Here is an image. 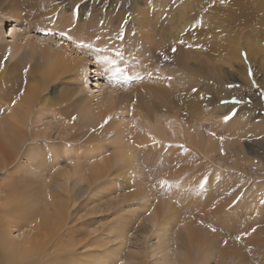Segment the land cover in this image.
<instances>
[{
	"label": "rangeland",
	"instance_id": "obj_1",
	"mask_svg": "<svg viewBox=\"0 0 264 264\" xmlns=\"http://www.w3.org/2000/svg\"><path fill=\"white\" fill-rule=\"evenodd\" d=\"M49 1L56 11L49 13L41 9L46 0H0V29L4 36L0 45V93L5 87L12 86L11 83L16 79H22L26 86L37 87L39 79L33 77L41 75L50 65L51 59L46 53L51 51L59 54L67 46L69 51H73H70L71 56L76 61L81 60V75L87 78V83L80 82L74 71L66 73L61 67L58 68L56 74L59 78L41 91L37 109L31 110L32 114L30 112L28 116V127L24 128L26 136L20 135L23 144H28V147L35 136L44 143L40 149H29L30 152L26 150V145H22V152L26 147L22 156L24 153H48L47 158L51 162V155L54 154L52 150L61 154L58 165L53 163L55 169L48 168L49 174L42 175L32 172L28 167L29 162L21 156L19 162L27 165L26 171L16 174H13V169L0 172V186H10L14 181H19L21 189L40 192L41 196L45 182H50L57 169L73 172L72 162L67 155H62L66 147L68 150L73 149L75 154L79 153L77 156L72 155L71 160L74 162L80 156L83 158L82 165L86 167L89 165L86 163L89 154L96 148H103L101 154L106 159L118 154L112 131L114 123L124 118L129 122L132 118L138 100L132 98L129 103H125L126 98L142 82L162 88L168 94L171 92V95H182L184 102L190 100L195 103L191 108L184 107L180 118L182 128L189 132L195 131L201 142L196 149L187 142L185 135L181 136L183 148L180 147L177 152L184 155L185 163L193 165L197 180L185 193L180 191L181 194L176 190L164 192L158 185V177L163 171H154L152 166L140 172V175H135V172L121 170L122 166H119L122 164H117V167L106 171L102 181L94 184H91V180L83 182L79 176L70 175L68 181L54 185L52 193L57 196V206L63 203L68 207V222L72 233L75 231L72 235L74 239L82 241L88 235L98 236V229L104 225L102 233L105 242L121 247L116 264H156L162 260L158 254L157 223L163 219L167 225V237L177 240L178 244L181 241L179 245H182L183 250L189 248L187 223L197 225L203 238H219L238 246L236 248L240 253L222 262L217 257L221 247L205 248L212 251L213 255L205 264H264V0H232L230 4L228 0L223 3L221 0ZM42 10L44 13H41ZM47 14L53 16L52 20L57 18L56 26L53 25L55 27H51ZM146 15L152 20L149 25L143 23ZM237 17L239 21L236 22L234 19ZM11 18L18 20L14 24L17 26L15 39L10 36L13 26ZM157 22L164 23L168 36L160 38L154 34L159 32ZM68 23L71 26L67 27ZM146 26L152 32L150 38L154 50H158L162 42L168 52H172L174 44L178 45L181 65L174 67L171 60L170 63L157 62L155 72H165L161 81L154 78L148 80L145 75H141L142 79L121 84L110 80L105 71L101 73L103 65L98 59L104 55V43L110 45L114 40L118 43L121 39L115 35L125 29L132 35L137 30L144 33ZM75 31H79L78 34H73ZM93 36H97L95 47L94 44L90 47L85 46L88 44L83 45V41L91 42ZM128 40L130 43L132 37ZM78 43L80 47L85 46L86 52L78 53L73 48ZM13 44L22 47L15 55L11 51ZM92 47L94 50L90 49ZM69 63L68 66L71 65ZM128 65H123L125 73L129 70ZM88 70H92L91 74ZM96 70L101 74H94ZM178 72L182 74L178 75ZM89 74L91 79L88 78ZM133 74L137 75L138 72L132 71ZM110 94H114L120 103L109 117L111 119L103 121L97 115L103 108L100 106L104 99ZM81 98H84L83 101ZM10 100L0 97V117L5 114L2 112L5 109L6 114H10L17 103L16 99ZM236 100L240 103H236ZM86 103H93L92 107L83 108ZM39 109L44 115L34 124ZM161 113L174 115L171 111ZM231 113L235 115L225 121L224 117ZM106 130L109 133L103 137L102 132ZM48 132L50 138H43L44 133ZM175 151H169V154L176 155ZM205 180L206 186L201 187ZM58 193L63 195L61 199ZM7 194L1 192L0 196L5 197ZM22 228L25 229H13L18 239L30 231L28 226L23 225ZM119 236L124 239L123 246L116 240ZM238 236L251 242L240 245L244 241L240 242L242 240H238ZM174 249L171 246L169 251ZM198 251L196 257L201 255L203 249ZM113 257L111 264L112 260L117 259ZM199 259H196L195 264L203 263Z\"/></svg>",
	"mask_w": 264,
	"mask_h": 264
},
{
	"label": "bare ground",
	"instance_id": "obj_2",
	"mask_svg": "<svg viewBox=\"0 0 264 264\" xmlns=\"http://www.w3.org/2000/svg\"><path fill=\"white\" fill-rule=\"evenodd\" d=\"M228 2L230 4L232 0H228ZM41 9H44L45 11H49V13L50 11L51 12L56 11V7L53 5V3H50L49 0H46V2L44 3L43 7H41ZM44 10H42L41 13H44ZM47 15H48L47 16L48 21L51 22L52 24L51 27L53 25L56 26L57 18L55 20L54 19L52 20L53 16L51 14H47ZM238 18L239 17H237V19L234 18L233 19L237 22ZM11 20L13 26H11L10 36L13 39H15V37L17 36V26H14V24L18 20L15 19L16 20L15 21L12 18ZM150 22H152V20H149V17L146 15V17H144L143 23H148L149 25ZM157 25L159 32L154 34L160 36V38H162L163 36H168L167 34L169 33H166L163 27L164 23L157 22ZM68 26H71V24L68 23L67 27ZM161 26L163 28H161ZM149 29H150L149 26H146L144 28V33H142L141 31L139 32L137 30V33L133 35L129 34L128 30L125 29L122 30V32H119L120 36L123 35V39L120 40L118 43L116 42V40H114V43L110 45L108 43H104L105 52L103 51L104 55L101 58L99 57L98 61L101 65H103L102 67L105 70V73L108 74L107 76L110 78V80H113L114 82H118L121 84H126L123 79L125 75L131 76L133 78L132 81L133 80L137 81L138 80L137 77H140L141 75H145V77H147L148 80L154 78L156 80L158 79L161 81V79L164 78L163 74L165 72L164 73L163 71L155 72L157 70L155 68L157 62L159 61L169 62L171 60L174 67L181 65L182 58L181 55L179 54L180 52H178L179 49L178 45L174 44L175 47L173 48L177 49L175 53L166 51L165 47H163L164 46L163 42L159 45L158 50L157 49L154 50L153 48L154 46L150 38L152 32H150ZM78 32L75 31L73 34H78ZM96 37L93 36V38L90 39L92 40L91 42L83 41L84 43L83 45L88 44L91 46L92 44L95 43L94 41H96ZM127 40L128 41L131 40V42L128 43ZM3 41H4L3 30L0 29V45L3 43ZM80 43H78L79 45L75 44L77 46L76 47L73 46V48L77 50L78 53L86 52L85 51L86 49L84 50L85 46L84 48L83 45L82 47H80ZM95 46L96 45L94 44V47ZM67 47L63 49V51L59 54L57 52L52 53L51 51H48L46 53L51 59V61H49L50 65L47 66L46 71L41 72V75H36L33 77V79H37V78L39 79L38 85L37 82L35 81L37 87L26 86V84L23 83L22 79H16L17 81L14 80V83L13 82L11 83V85L13 84L12 86H9L7 89L5 87V89L0 93L1 98L7 99L8 101H11L10 99L12 100L16 99L15 101H17L16 103L17 105L16 104H15L16 106L14 105L10 114H6L7 109H5L2 111L5 114H2L0 117V172L2 171L4 172L10 169H13V174L25 172L26 171L25 167L27 165L26 166H24L23 164L21 165V162H19L22 153L25 152L26 150L29 151V149L30 150L40 149L43 146L44 144L43 141L42 140L39 141L38 136H35L32 138V142L29 143L30 147H28L27 146L28 144L27 145L26 143L23 144L24 142L23 139H21L20 135L25 134L24 136H26L24 128L28 127V123H29L28 116L30 115L31 110L37 109L40 103L39 101L41 98L40 97L41 91L44 90L45 88H48L50 82L59 78V76H57L56 74L58 68L61 67L63 72L65 71L66 73L74 71L76 76L80 78V82L83 81V83L84 82L87 83V78L85 79L83 75H81V72H83L82 70L83 66L80 63L81 60L76 61L74 59L75 57L71 56L70 54V51L72 50L69 51ZM94 47L90 49L94 50L93 49ZM21 48L22 47L17 44L11 45V51H13L14 55L16 53H19V50H21ZM164 56L169 57V60L168 59L164 60L163 59ZM232 56H236V55L233 54ZM232 56H230V58ZM154 58H156V60ZM109 61H112L113 63H109ZM124 61H128V62H124ZM123 62L129 64L128 65L129 73L128 71L127 73H125ZM68 63L69 65L70 64L71 65L68 66ZM114 69H121L122 71L114 76L113 75ZM150 69H152V73L150 72ZM88 71L91 74L92 70H88ZM132 71L134 72L137 71L138 74L132 75ZM148 72H150V74H148ZM175 72H173V75ZM181 72H178L179 74L178 73L177 74L181 75L182 74ZM97 73L101 74L99 73L98 70H96L94 74L97 75ZM90 74L88 75V78L90 77ZM165 75H167V73ZM90 81L92 80H89V82ZM141 84L142 85L140 87H136L135 92L133 91L132 93H130V96L126 98L127 100L125 103H129L130 99L132 98L138 100L137 101L138 104H136L138 106L134 107V113L132 114V118L129 120V122H127L128 120H124L125 118L123 117L124 119H121L120 121L118 120L114 123L115 125L112 131L116 139L115 141L117 143L116 147L119 150L118 154L116 155L114 154V156L110 157L109 159H106L104 158V156H102L103 148L102 147L96 148L93 152L89 154V158L86 161V163H88L89 165L86 167L84 166L85 164L82 165L81 161L83 160V158H81L80 156L76 157L75 161L73 162L71 160V156L75 154V151L73 149L68 150L67 147L65 150L64 147L63 148L64 152L62 153V155L64 156L67 155V158H69L70 161L72 162L73 172L69 173L65 169L64 170L57 169V172L53 174V176H51L50 182H48L47 184L45 182L44 193H42L41 196H40V192L39 193L29 192L28 190L25 191L21 189L20 186H22V184L19 181H14V184L11 183L10 186H3V187L0 186V193L1 192H5L6 194L8 193L5 197L0 196V264H111L110 260L112 259L113 256L116 257L117 259L112 260V264H116V262H119L118 258L121 255V254L119 255V251L121 247L112 246L110 245L109 241L105 242V239L103 237L104 235L102 233L104 229V225L102 229L97 228L99 233L98 236L91 237V235H88V237L82 241H78V240L76 241L72 236L75 231L72 233V229L70 228L68 222L70 221L68 220V207L66 204L63 203L57 206V204L55 203L56 202L55 198L57 196L54 195V193H52V188L54 187V185L68 181L70 175H72L71 177L79 176L80 180L83 182L85 180L86 181L91 180V184H94L98 181H102L104 179L106 171L107 172L110 171L111 168L116 166L117 164H122L119 166L120 168L122 166L121 170L122 169L128 170L131 171L132 173L135 172V175L136 174L140 175V172L143 173L145 172L144 170H147L152 166V169L154 171L157 172L158 170L163 171L162 173H160L158 177L159 181L168 180L172 183L171 188L165 187L162 189L164 192L167 191L172 192L173 190H176L178 192L182 191V193L183 192L185 193V191H187L188 188L191 187L192 182H195L197 180V177L194 175L195 168L193 167V165L189 166L190 165L189 163L188 164L185 163L184 155L178 154L177 152L181 146V143H183V141L180 140L179 138L181 136L185 135L186 138L188 139L187 142L196 149H198V146L201 142L199 135L195 133V131L189 132V131H185L182 128L183 122L181 121L180 118L184 113L183 112L184 107L188 106L191 108L195 103H193V101L190 102V100L184 102L185 100L182 95H174V94L171 95V92L170 94H168L169 92L167 93L162 88L143 84L142 82ZM170 84L172 83L170 82ZM176 91L177 90H175V92ZM83 99L84 98H81L80 100L83 101ZM119 103L117 97L114 94H110L107 98L104 99L103 103L101 104L100 107L103 108L101 109L97 117L103 119V121H106V119L112 116L113 112L116 110ZM91 104L93 103H89V104L86 103V105L84 104V107L83 106L82 107L90 109L92 107ZM163 111L165 112L171 111L172 113H174V115H169L165 113L159 114V112H163ZM36 115H37L36 120L33 121L34 124H37L36 123L37 119L44 114L43 111L39 109ZM3 117L5 118L4 120ZM102 133H103V137H106L109 133V130H106L105 132L103 131ZM46 137L50 138L49 132L44 133L43 138ZM153 138H155V141H158V143L154 142ZM22 145H26V147H28L26 150L25 147L24 148L25 151L23 150V152L21 150V148L23 149ZM175 149L176 151L174 153L176 155L173 154V156H171V154H169L170 153L169 151H174ZM51 152L54 153L53 155L50 154L51 159H53L51 162L48 161L47 158L48 153L47 154L44 153V155L41 154V152H36L35 154L30 153L29 155L28 153H26L27 155H25L24 153V156L22 157L23 159L27 160V162H29L28 167L32 172L45 175V174H49L48 168L49 170L55 169L53 163L57 164L61 156L60 153L53 152L52 150ZM78 154L79 153L75 155L77 156ZM168 154L170 156H168ZM137 160L139 161L141 160L142 162H145V164L141 162H140L141 164H139V161ZM178 162H182V163L178 164ZM58 194H59L58 195L59 198L63 196L60 193ZM40 199H42V201ZM42 203L45 204V206H41ZM54 208L57 209L54 210ZM162 220L160 221L158 220L157 223L159 226L157 237H158V245L160 250L158 254L162 256V260L160 259V261H158L156 264H195L196 259L199 258H200L199 260H202L203 262L202 264H205V262L211 260L213 256L212 251H207L205 250V248L209 250V248L213 249L216 247H221L222 249L219 251V255L217 256L219 257L218 260L221 262L225 259L227 260L229 258H232L233 256H237L240 253L238 252V248H236L238 246L232 245L227 242L225 243V241L220 240L219 238L218 240L215 237H214L215 239H213V237L209 239L203 238V236L201 235L202 233H200L197 225L193 226L188 223L186 224V226L189 228L187 229L186 233H188L187 241L189 243V248L183 250V248H181L182 245H179L181 241H179L178 244L177 240L174 241L170 237H167V225L166 222ZM20 224H23L24 227L28 226L30 229L28 233H23L22 239L16 238L13 233L14 228L18 229L19 231L20 229L21 230L25 229L22 228L23 225ZM118 232L120 233L121 231ZM116 240L119 241V243L123 246L124 239H122L119 236L116 237ZM241 240L242 241L240 242L243 241L244 242L243 244L240 245H244V243L247 244V242L248 243L251 242L250 239L247 240L246 238H243ZM171 244H173L174 246ZM171 246L175 247L177 252H175V249L173 251H169ZM92 247H96V248L93 250L92 249L89 250ZM198 249L200 250L203 249V251L201 255L196 257L197 253L200 252L198 251ZM194 252L197 253L194 254Z\"/></svg>",
	"mask_w": 264,
	"mask_h": 264
},
{
	"label": "snow or ice",
	"instance_id": "obj_3",
	"mask_svg": "<svg viewBox=\"0 0 264 264\" xmlns=\"http://www.w3.org/2000/svg\"><path fill=\"white\" fill-rule=\"evenodd\" d=\"M223 2H224V0H221V3H223ZM117 39H121L122 40L123 37H121L119 35V33H117ZM179 43L182 44V43H184V41L181 40V41H179ZM85 46L86 47H90V45H85ZM188 46L191 47L192 45H188ZM171 51L173 53H175L177 51V49L176 48H172ZM105 59H107V58H105ZM163 59L164 60H167L168 57L167 56H164ZM109 63H113V62L112 61H109ZM100 71H101V73H103L105 70L104 69H100ZM121 71H122L121 69H114L113 75L115 76V75L119 74ZM137 78L138 79H142V77H137ZM123 79H124V82L125 83H131L133 78L131 76L125 75ZM168 79H171V77H168ZM235 102L236 103H240L239 100H236ZM234 115H235V113H231L230 115L224 117L225 121L232 119V116H234ZM109 119H111V118H109ZM153 139H154V142L158 143V141H155V138H153ZM180 147L183 148V146H180ZM206 184H207V181L205 180L200 186L201 187H204V186H206ZM159 185H160L161 189H163L165 187H167V188H171L172 187V183L170 181H168V180H161V181H159ZM253 231H255V229H253ZM237 239L239 240V239H241V237L238 236Z\"/></svg>",
	"mask_w": 264,
	"mask_h": 264
}]
</instances>
